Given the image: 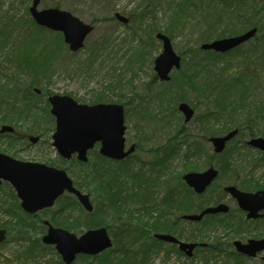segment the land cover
<instances>
[{
	"label": "trees",
	"instance_id": "obj_1",
	"mask_svg": "<svg viewBox=\"0 0 264 264\" xmlns=\"http://www.w3.org/2000/svg\"><path fill=\"white\" fill-rule=\"evenodd\" d=\"M167 5L171 11L167 29L171 39L174 38L172 33L177 29L180 32L194 16L200 31L197 39L200 46L240 36L252 29H257V34L225 54L203 51L200 47L190 49L189 58L182 59V68L169 83H161L154 77L152 82L168 85L171 89L159 95L154 92L148 105L138 108L143 109L141 114L149 125L161 122L168 128L175 122L177 130L169 134L164 144L148 150L153 153L152 161H143L137 156L113 161L96 150L90 152L88 163L74 160L78 167V170L70 171L74 183L80 188L100 186L102 194L95 198L93 212L87 213L70 195L58 201L57 210L44 212L52 211L51 221L55 226L74 232L106 225L103 215L114 220L108 228L114 241L113 248L97 257L79 256L74 264H95V261H100L99 264H154L156 260L166 261L172 255L185 258L189 264L197 258L201 264L244 263L234 254H223L214 245L197 249L194 258L188 259L177 246L160 242L153 234L172 233L181 240L196 241L206 229L232 227L231 222L222 219L200 223L181 220L182 215L197 213L217 203L213 198L221 200L225 194L222 184H216L207 194L196 195L183 182V174L174 173L172 164L175 161L184 159L188 167L198 171L201 169L199 161L206 156L207 161L220 170L219 180L225 183L243 181V175L264 166V154L249 147L245 140L264 137V0H170ZM55 7L61 6L56 4ZM26 14L19 20L15 16H0V57L9 64L5 67L0 64V75L4 72L6 75L3 82L0 78V124L26 126L28 123L30 131H34L41 120L36 101L40 96L36 89L50 81L52 72L66 56L77 54L69 51L61 33L38 26L29 10ZM144 14L135 20L137 25L142 23ZM153 39L157 41L156 37ZM137 53L141 56L143 51ZM167 95L170 99L168 107H172L171 101L175 103L170 108L171 117L174 113L179 114L180 103H187L194 110L199 103L204 109L188 124L183 118L162 119L155 112L154 103L165 101L163 96ZM45 105L49 106L48 100ZM46 117L48 121H54L48 113ZM193 124L195 127L191 128ZM234 129H238L239 134L223 154L208 153L210 137L222 136ZM140 134L137 144L142 150V142L150 137L143 132ZM8 138V141L13 140L11 136ZM256 183L258 187H264V181L257 180L245 183L244 188L253 189ZM2 186L0 190H5L7 197L0 198V212L7 219L0 221V229L16 232L13 240L22 247L17 259L38 261L39 264H64L53 247L44 245L41 238L33 240L31 237L38 229L45 233L43 225L38 227L32 222L36 219L40 223L41 214H25L14 190L8 184ZM214 190L221 194L215 197L212 195ZM64 222L67 225H63ZM49 253L57 258L46 260ZM12 263L10 260L6 264Z\"/></svg>",
	"mask_w": 264,
	"mask_h": 264
},
{
	"label": "rangeland",
	"instance_id": "obj_2",
	"mask_svg": "<svg viewBox=\"0 0 264 264\" xmlns=\"http://www.w3.org/2000/svg\"><path fill=\"white\" fill-rule=\"evenodd\" d=\"M32 2L33 0H0V16H15L19 20L27 15L26 12L32 6ZM169 2L170 0H41L39 10L57 8L55 7L57 4L61 6L57 9L68 11L81 21L94 25L95 30L87 38L85 48L75 56H66V60L58 64L52 72L50 81H46L41 88L37 89L41 91L40 98L36 100L39 119H41L38 121L40 123L39 128L30 131L31 125L28 123L26 126L16 123L0 124V127H13L17 133V137L15 139L12 138L13 140L11 141H8V137L0 138V153L20 161L42 163L64 170L74 181L75 178L71 176L70 171L78 170V167H76L77 163L74 160L63 162L59 160V155L56 148L53 147L52 139L56 130L55 120L48 121L49 119L47 120L46 117V113L50 115L51 108L50 105L48 107L45 105V101L51 96L59 95L69 96L79 103L90 106L97 104L123 105L126 112L127 141L130 144H137L142 136L140 133H146V136L150 138L142 142L143 148L142 150L139 149L137 157L143 161H152L153 153L148 152V150L156 147V145L164 144L169 134H174L177 130L175 122L172 123V127L168 128L161 122L149 125L144 120L146 117L141 114L143 109L138 108L140 105L142 107H144L143 105H148L154 92L159 95L160 92L171 89L168 85H159L156 82H152L156 76L154 63L162 52L161 43L154 41L153 38L158 33L170 36L167 30L171 18V11L167 5ZM143 13H145V18L140 25H137L135 20ZM115 14L129 18L130 23L123 25L116 19L112 20ZM187 21V24L180 32L177 29L172 33L174 38L171 39L174 50L185 61L190 56L188 55L190 49L200 47V44L198 45L197 43L200 31L195 25L196 16L189 18ZM139 50L143 51L141 56L137 53ZM0 64L3 67L9 65L6 63V59L1 57ZM176 74V71H174L171 78H174ZM5 77L4 72L0 75V78H2L0 80L3 82ZM167 94L169 95L168 92ZM168 95L167 97L163 96L165 101H156L154 103L156 106L155 112L159 113L162 119H182L183 117L180 113V115L174 113V117L170 116V108H173L175 103L171 101L172 107H168L167 102H170ZM202 109H204V106L198 103L195 110L196 115L200 114ZM50 117L54 119L51 115ZM194 127V124L191 125V128ZM22 136L23 139L20 140L19 137ZM31 137L39 138L40 141L37 144H31L28 141ZM245 140L248 141L249 139L246 138ZM209 152H212L211 148H209ZM207 160V157L204 156L199 161L201 169L198 172L206 168ZM172 165L176 175L180 173L185 175L193 172L184 159H179ZM254 177V182L257 180L260 182L264 181V166L257 168ZM220 182L222 181L217 183ZM256 185L258 184L256 183ZM76 187L82 193L90 196L93 206H95V198L100 197L102 194L98 185L83 186V188L76 185ZM4 192L5 190H0L1 199L7 197ZM57 207L55 206L51 210H57ZM51 212L40 213V223L36 219L32 220V222L36 223L38 227L44 221L52 223ZM102 217L106 225L100 228L108 229L112 227L113 218L106 215ZM6 219V216L0 212V221L4 222ZM63 225L67 224L64 222ZM59 228L78 237L86 233L85 230L74 232L64 227ZM45 233H41V230L38 229L37 232H32L31 237L33 240L42 238ZM262 235H264V231L260 234L237 236L228 229L215 228L211 231L209 228L199 234L196 241L204 243H217L219 241L229 244L234 240H241L247 237L258 238ZM15 236L16 232H8L7 240L0 246V263L6 264L7 261L11 260L13 261L12 264H39L38 261L17 259L22 247L13 240ZM52 258L55 259L57 257L51 253L46 256V260H52ZM99 262L95 261L94 263L99 264ZM183 263L189 264L190 262L185 258L179 259L176 255H172L170 259L166 261L156 260L154 264ZM193 264H201V260L197 258ZM247 264L262 263L259 260H253Z\"/></svg>",
	"mask_w": 264,
	"mask_h": 264
},
{
	"label": "water",
	"instance_id": "obj_3",
	"mask_svg": "<svg viewBox=\"0 0 264 264\" xmlns=\"http://www.w3.org/2000/svg\"><path fill=\"white\" fill-rule=\"evenodd\" d=\"M41 0H33L30 14L38 26L54 32H60L64 36V42L72 53L80 52L88 36L94 31V27L85 24L67 11L56 8L39 10ZM116 18L128 24L129 19L116 15ZM257 29H252L240 36L215 40L203 44V51L228 53L242 44L253 39ZM157 40L162 42V53L156 58L154 71L161 82H169L173 70L181 68V57L174 51L171 39L158 34ZM40 93V91H38ZM51 105V114L55 117L56 131L53 135V147L64 160L70 161L74 156L82 163L88 162V154L96 144H100V154L111 160L122 161L130 156L135 147L126 151L125 109L118 104H80L69 96L54 95L48 99ZM179 111L188 123L194 118L195 111L186 103L179 105ZM11 126H2L0 134L13 133ZM234 130L224 137L210 139L215 151L221 153L226 145L236 135ZM32 143H37L39 138H31ZM248 145L264 152V138H255ZM218 176L213 168L203 172H191L184 175L183 180L198 194H202ZM5 182L15 190L21 201V209L30 215L55 206L58 199L64 194L76 196L82 207L89 213L94 209L91 198L74 186L69 174L56 167L47 166L37 162H24L0 153V185ZM226 191L237 199L240 207L245 210L252 209V205L258 203L260 209L264 208V191L257 193H243L236 188H227ZM259 209V210H260ZM228 208L220 205L209 208L200 215H190L184 218L189 221H200L205 215L225 213ZM48 227L47 234L43 237V243L54 246L65 264H73L79 255L98 256L112 248L113 242L106 228L89 230L80 237L64 229L56 228L49 222H44ZM6 230H0V243L6 240ZM156 239L166 243L176 244L180 250L191 257L197 244L180 242L171 235L157 234ZM239 253L254 256L257 251L264 249V241H251L247 246L236 243Z\"/></svg>",
	"mask_w": 264,
	"mask_h": 264
},
{
	"label": "flooded vegetation",
	"instance_id": "obj_4",
	"mask_svg": "<svg viewBox=\"0 0 264 264\" xmlns=\"http://www.w3.org/2000/svg\"><path fill=\"white\" fill-rule=\"evenodd\" d=\"M8 135H10V134H8ZM16 135H17V133L13 134L14 137H17ZM28 141H30V140H28ZM208 142L211 145V149H212V152H209V153H211V154L214 153L216 155H221V154H223L225 152L226 149L223 152H221V153H217L215 151V149H213L212 143H210V138L208 139ZM133 146L135 147L134 152L130 156H128L126 159H129V158L132 159L133 157H136L137 156V153L139 151L138 144H135V143H131L130 144L127 141V139H126V151H129L130 148L133 147ZM100 148H101V145L100 144H96L95 150L99 154H100ZM259 152L262 153V154H264L262 151H259ZM113 161H115V160H113ZM211 168H213L214 170H216L218 172V176L212 182V184L206 189V191L204 193L198 194L193 188H191L190 186H188L185 182L184 183L186 184V186L189 189H191L196 195H199V196L200 195H205V194H207V192L212 191L211 189H213V187L216 184H222V191L225 194V197L222 198L221 200H219V197H217V196H219V194H221V193L219 191H217V190H214V192L212 193V195H214L215 197H217V198H213L214 200L217 201V203H213V204L205 207L203 210H201V211H199L197 213L184 214V215H182L181 220H183L185 222H190L188 220H185L184 217L185 216H190V215H200L205 210H207L209 208H215V207H218L220 205H224V206H226L228 208V211L227 212H225V213H217V214H208V215H205L202 218V220H200V222H202L204 220H209V221H216L217 220V221H220L221 219L222 220H225V221H228V222H231L232 223V227L231 228H228L227 226H224L223 229H228L229 231L234 232L235 235H237V236H241V235H245V234L246 235H254V234H260V233H262V231H264V208L260 209L259 204L258 203H255V204L252 205V209H249V210L242 209L240 207L237 199H235L234 197H232L226 191L227 188H231V187L236 188L237 190H239V191H241L243 193H253L254 194V193H257V192L264 191V187H261L260 188V187H258L259 185H255V184H254L255 186H253L254 187L253 189H249L248 190V189L244 188V185L246 187V184L248 182L255 180L254 179L255 178L254 177L255 172H253V173L249 172V173L243 175L242 176L243 181L240 178L241 181L231 180L228 183H225V182L217 183L218 181H220L219 180V178H220V170L218 168H216L213 163H210V162H207L206 168L203 171H200V172L193 171V172H195V173H203V172H205V171H207V170H209ZM41 213H43V212H41ZM200 222H192V223H200ZM44 227H47V226L44 225ZM0 230H6V229H0ZM158 234H161V235H171V236L175 237L176 239H178L180 242H184V243H187V244H197L198 246L193 251V254H192L191 257H188L185 253H183L188 259H193L194 258L197 249H199V248H206V247H208L210 245H212V246L214 245V247L217 248L218 250H222L223 251V254L224 253L225 254L226 253H228V254L231 253V254H234V255L238 256L240 258V260L242 262H244L243 264H247L249 261H253V260H259L260 263L264 264V249H262L260 251H257V253L254 256H249L248 254L239 253L238 248L236 246V243H240L241 244V247H242V246H247L249 244V242H251V241L262 242V241H264V235H262L261 237H258V238H248L247 237V238H243L241 240H234L231 243L226 244V243H221L219 241L217 243H213V242L204 243V242H197V241L181 240L176 235H173L172 233L169 234V233L162 232V233H158ZM154 236H155V234H154ZM7 238H8V232H7ZM4 242L3 243H0V246L2 244H4ZM160 242H163V241H160ZM164 243H166V242H164ZM166 244H169V243H166ZM169 245H175V246H177L178 249H179V251H180V248H179L178 245H176V244H169ZM102 254H104V253H102ZM102 254H100V255H102Z\"/></svg>",
	"mask_w": 264,
	"mask_h": 264
}]
</instances>
